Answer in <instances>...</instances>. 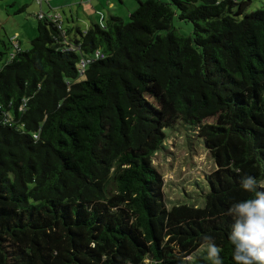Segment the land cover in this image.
Here are the masks:
<instances>
[{
	"label": "trees",
	"instance_id": "trees-1",
	"mask_svg": "<svg viewBox=\"0 0 264 264\" xmlns=\"http://www.w3.org/2000/svg\"><path fill=\"white\" fill-rule=\"evenodd\" d=\"M52 2L29 50L0 40V264H211L205 235L234 264L227 211L264 180V10L147 0L81 30ZM179 128L216 169L169 207L154 158Z\"/></svg>",
	"mask_w": 264,
	"mask_h": 264
},
{
	"label": "rangeland",
	"instance_id": "rangeland-1",
	"mask_svg": "<svg viewBox=\"0 0 264 264\" xmlns=\"http://www.w3.org/2000/svg\"><path fill=\"white\" fill-rule=\"evenodd\" d=\"M126 1L127 6H131L133 0ZM145 1L147 0L143 2ZM251 1L249 12L264 10V0ZM52 5L63 17L66 28L73 25L69 22L71 21L70 8L76 20L75 25L81 29H88L93 21L88 17L92 15L93 18L90 7L88 4L80 3L79 0H54ZM127 6H120L118 9L116 8V12H113L116 13V16L125 14L123 17H125L126 23L130 21ZM39 10L35 0H0V40L18 39L22 48L29 50L31 41L37 36L38 20L36 15ZM105 14L108 17L107 12ZM173 25L180 34L191 35L192 33L191 23L180 22L176 18ZM188 143L189 139L185 130L183 128L175 129L168 135L165 143L167 149L159 152L154 158V164L163 176L164 191L169 207L181 201L190 204L196 196L192 194V191L199 189L196 185L188 184H192L196 180L204 182V178L216 169L215 162L203 146L196 142L189 148ZM187 192L191 193L190 197L186 194Z\"/></svg>",
	"mask_w": 264,
	"mask_h": 264
},
{
	"label": "clouds",
	"instance_id": "clouds-1",
	"mask_svg": "<svg viewBox=\"0 0 264 264\" xmlns=\"http://www.w3.org/2000/svg\"><path fill=\"white\" fill-rule=\"evenodd\" d=\"M240 187L253 197L237 201L229 207L227 214L233 218L228 239L233 246L234 264H264V180L244 175ZM201 247L211 264H223L218 247L211 236L203 237Z\"/></svg>",
	"mask_w": 264,
	"mask_h": 264
},
{
	"label": "crops",
	"instance_id": "crops-1",
	"mask_svg": "<svg viewBox=\"0 0 264 264\" xmlns=\"http://www.w3.org/2000/svg\"><path fill=\"white\" fill-rule=\"evenodd\" d=\"M143 1L144 0H133L131 6L128 7L126 0H79V2L82 4H88L91 11L93 12V18L91 17L92 15L88 16L89 20H93V21H91V24H93V22H97V23L99 22L100 23L102 18L105 21V19L107 20L111 15H116V13H113V12H116L118 7H120V6H125V7L127 6V9L129 12L128 15H131L134 11L137 10V8L139 7V3L143 2ZM44 8H45L44 10L46 12H50L51 14H60L58 12V9L53 7L52 4H51V6L46 5V6H44ZM105 12H107L108 17H106ZM100 14H103V15L100 16ZM120 16H122L123 19L125 18V17H123V16H125V14L120 15ZM70 20H71L70 22H72L71 24H73L75 27L76 26L75 25L76 20H75V17H74V14H73L71 8H70ZM91 24H90V26H91ZM81 30H87V29H81ZM75 33H76V30H74V35H75Z\"/></svg>",
	"mask_w": 264,
	"mask_h": 264
},
{
	"label": "built area",
	"instance_id": "built-area-1",
	"mask_svg": "<svg viewBox=\"0 0 264 264\" xmlns=\"http://www.w3.org/2000/svg\"><path fill=\"white\" fill-rule=\"evenodd\" d=\"M37 3L39 5H42L43 3H47L49 4L50 2H52L53 0H36ZM45 17L44 13H40L39 18L42 19ZM58 18V17H55ZM104 23V19L102 18L100 24L103 25ZM58 28L61 29V25H58ZM106 58V55L101 51V50H97L94 54H92L91 56H87L84 58H81L79 63H78V70L81 74H84L85 70L87 69V67L98 61V60H102ZM35 138H37V136H34Z\"/></svg>",
	"mask_w": 264,
	"mask_h": 264
}]
</instances>
